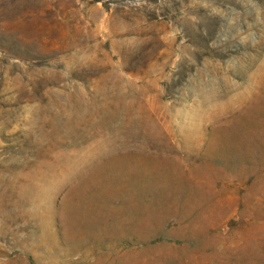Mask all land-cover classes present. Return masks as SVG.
<instances>
[{
  "label": "rangeland",
  "instance_id": "rangeland-1",
  "mask_svg": "<svg viewBox=\"0 0 264 264\" xmlns=\"http://www.w3.org/2000/svg\"><path fill=\"white\" fill-rule=\"evenodd\" d=\"M0 264H264V0H0Z\"/></svg>",
  "mask_w": 264,
  "mask_h": 264
}]
</instances>
